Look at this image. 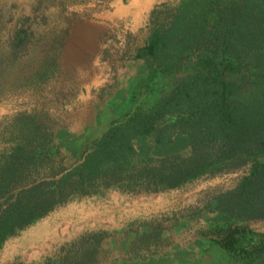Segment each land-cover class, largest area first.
Here are the masks:
<instances>
[{
  "label": "rangeland",
  "instance_id": "1",
  "mask_svg": "<svg viewBox=\"0 0 264 264\" xmlns=\"http://www.w3.org/2000/svg\"><path fill=\"white\" fill-rule=\"evenodd\" d=\"M160 1L0 0V168L15 152L34 153L42 173L10 195L74 166L113 124L146 107L151 88L134 57L151 13L177 0ZM16 32L25 38L17 48ZM134 146L141 161L192 154L181 135L166 148L146 136ZM251 166L159 192L120 183L75 195L6 241L0 264H244L235 245L243 230L264 233V221L225 224L217 201Z\"/></svg>",
  "mask_w": 264,
  "mask_h": 264
},
{
  "label": "trees",
  "instance_id": "2",
  "mask_svg": "<svg viewBox=\"0 0 264 264\" xmlns=\"http://www.w3.org/2000/svg\"><path fill=\"white\" fill-rule=\"evenodd\" d=\"M147 28L134 57L151 88L145 108L113 124L74 166L17 194L10 195L42 175L38 155L15 152L0 168V250L75 195L120 183L159 192L249 161V174L217 209L225 224L235 216L264 221V0H177L156 8ZM11 39L15 48L25 43L18 32ZM178 135L189 139L188 158L138 160L136 139L166 148ZM243 231L234 249L244 264H264V233Z\"/></svg>",
  "mask_w": 264,
  "mask_h": 264
},
{
  "label": "crops",
  "instance_id": "3",
  "mask_svg": "<svg viewBox=\"0 0 264 264\" xmlns=\"http://www.w3.org/2000/svg\"><path fill=\"white\" fill-rule=\"evenodd\" d=\"M160 2H163V3H165V2H166V3H167V1H165V0H161Z\"/></svg>",
  "mask_w": 264,
  "mask_h": 264
}]
</instances>
